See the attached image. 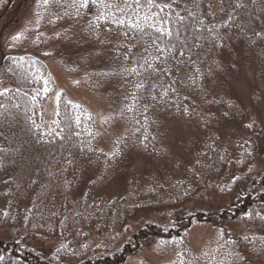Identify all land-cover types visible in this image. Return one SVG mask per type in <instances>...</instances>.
Returning <instances> with one entry per match:
<instances>
[{
	"label": "rangeland",
	"instance_id": "rangeland-1",
	"mask_svg": "<svg viewBox=\"0 0 264 264\" xmlns=\"http://www.w3.org/2000/svg\"><path fill=\"white\" fill-rule=\"evenodd\" d=\"M73 2L74 0H59L55 6L50 2V5L45 7L42 0H0V60L13 56L37 65V74L31 80L29 88L37 89L33 94L39 99L40 127H44L43 122L51 125L63 107L69 106V109L83 111L96 123L99 149L111 156L119 151L121 142L123 145L131 138L124 114L119 115V110L122 109L121 96L126 93L124 87L126 79L120 76L104 78L99 73L122 71V67L118 66L135 65V54L143 51L139 45L147 46V41L140 39L139 36L129 35L125 42L107 37L102 39L105 43L101 44L96 39L93 41L89 37L85 38L86 33L82 30L88 29L90 24L96 22L98 16L103 17L105 14L118 18L125 15H148L158 18L159 15L167 14L169 21L173 22L172 27L175 28L179 15H184L185 23L188 22L185 9H192L194 4L193 0H153L159 7L169 6L164 7V12H159L157 8L150 10L143 7L145 0H141L140 5H135L134 0H104L103 3L90 4L88 8L80 9L82 15L77 18ZM207 3L208 0L203 7L200 4L201 13L205 11ZM235 3H241L243 7L235 8L233 7ZM125 4L129 7L125 8ZM57 14L62 18H57ZM229 16L232 18L231 21L228 19ZM75 18L82 21H76ZM49 20H53L54 23H49ZM208 21L215 24L226 36L224 46L215 50H211V44L202 41L211 51L210 56L201 55L203 60L205 59L203 64L208 68L211 64L218 66L213 71L211 94L197 103L200 107L191 118L186 115L174 116L164 109L162 103L154 110L153 115L157 118L160 131H163L159 142L161 145L170 146L175 152L180 150L181 155L187 157V152L183 151L184 145L176 135L178 130H183L185 140L191 141L187 145L191 148V159L195 160L202 152L207 151L208 159L199 173L200 177L207 178L204 181H193L191 186L185 188L187 202L175 213L182 217H189L195 213L205 217L220 214L227 211L231 205L242 203L240 198L243 196L256 199L264 193L263 189L257 188L255 184L256 180L264 178V167L256 164L249 171V166L244 162L246 159L244 150L240 147L244 141H248L245 147L252 152V157L248 159L264 162V123L260 122L264 117V0H224L223 5L220 4V0H216V10L206 18L205 22ZM225 24L227 27L224 29ZM55 32L71 36V42L49 39ZM254 32L261 35H253ZM17 35L21 36V39L13 41L12 37ZM184 35L181 29L179 38L174 37L178 46L183 42ZM187 35L191 41V34ZM125 48H131L132 52H127ZM194 51L201 52L200 49ZM45 52L49 55H45ZM81 54L87 58V62L77 67ZM184 58H188L187 53ZM147 59L151 61L152 57L148 56ZM152 68H155V63L152 64ZM148 70H150L148 73L152 72V69ZM157 75L159 73L151 75L154 79L153 84ZM165 80L171 82L175 79L173 76H160L158 82ZM164 85L165 88L168 87V84ZM45 87L47 92L44 91ZM173 88L176 90L168 91V99L182 96L181 86L173 85ZM164 97L161 95L159 99ZM170 102L175 106L178 104L176 98ZM228 104L234 107L229 109ZM113 113L117 114V119L102 124L103 118ZM202 117L210 121L209 135L214 134L223 138L224 143L221 147H216L215 151L208 150L207 144L202 140L201 134L204 131ZM253 120L256 122L255 127L246 128L245 125ZM226 125L229 127H225ZM225 148L228 161L219 158L225 155ZM215 152L218 156L213 158L212 154ZM237 157L240 158L238 163L233 160ZM164 162L166 160L147 161V158L139 157L136 158L135 164L126 165L125 162L123 167L129 168L133 179L143 176L144 173L155 175L148 169L151 168L150 164L163 166ZM223 165L226 166L225 169ZM104 178V189H115L114 194H117L120 187L125 184L123 180H119L116 173L106 175ZM179 185L181 186L182 182ZM161 193L167 195L166 189ZM2 206L0 204V209ZM169 213L171 212L167 214L155 209L146 215H139L129 221L130 233L146 226L169 229L171 227L169 217H172ZM212 221L217 226L227 228L225 232L229 234L228 239L239 241L238 249L242 254L239 256V264H264V206L259 203L250 206V210L239 215L236 221L230 224L216 217ZM218 231L219 229L214 230L207 224L200 226L193 224L188 232L187 247L197 258L196 264H206L201 258L206 256L209 249L207 246L212 239H217ZM12 235L11 229L0 230V241L8 240ZM30 238L31 243L38 248L50 244L34 235ZM154 250V245H149L138 254L129 256L124 264H141L142 260L162 264L164 259ZM0 257H3L0 264H19L6 252H0Z\"/></svg>",
	"mask_w": 264,
	"mask_h": 264
},
{
	"label": "trees",
	"instance_id": "trees-1",
	"mask_svg": "<svg viewBox=\"0 0 264 264\" xmlns=\"http://www.w3.org/2000/svg\"><path fill=\"white\" fill-rule=\"evenodd\" d=\"M200 1L203 7L206 0ZM80 15L82 13L79 12ZM151 17L125 15L118 18L105 14L92 25L96 26L95 33L100 40L113 37L112 40L123 42L127 37L123 33L127 31L128 36L140 38L143 35L147 41L148 35L153 34V27L157 26V20ZM133 21L140 25L143 33L130 27ZM89 38L94 41L95 36ZM201 59L205 61L202 56ZM200 63L198 61L194 65L200 67L202 73L196 86L180 84L182 96L174 99L164 95L165 85L160 87L163 81L160 83L155 78V84L152 83L154 79L149 75L148 68H142L138 74L126 78V93L121 96V108L124 109L131 138L123 145L121 142L116 154L108 156L98 147L96 123L83 111L63 107L51 125L43 122L44 127H40L39 99L34 95L37 89L29 88L37 74V65L13 56L0 60V91L9 90L5 96H0V149H3L0 157L5 161L4 169L0 170V204L3 205L0 209V230L13 231L8 240L0 241V252H6L19 264H124L129 256L154 245L156 254L164 259L162 264H196L197 258L187 247L188 232L193 224H207L219 231L216 232L217 239L208 244L209 249L201 258L202 262L239 264V256L242 255L238 249L239 241L228 239L227 228L217 226L212 219L216 217L230 224L250 210V206L257 203L264 206V193L256 199L243 196L240 198L242 203L208 217L200 213L189 217L175 214L187 202L185 188L193 181H204L207 177H200L201 171L194 174L193 165L187 168L179 166L175 155L163 154L175 151L159 143L163 131H160L157 118L153 116L161 103L174 116H184L183 109L194 114L200 107L197 103L211 94L214 75L212 72L205 81L203 73L209 68L204 62ZM178 76L182 78L183 73ZM140 82L144 87L137 89L135 84ZM133 92L136 93L135 99L131 95ZM160 94L165 97L159 99ZM175 98L177 106L170 102ZM81 148L90 150L82 152ZM212 155L214 158L218 153ZM139 157L147 158V161L166 160L163 166L152 163L148 168L157 175V179L147 173L131 178L129 168L123 167V164L133 165ZM57 160L62 171L61 179L56 183L67 182L62 189L48 184L51 178L49 168L55 171ZM69 160L73 163L69 164ZM21 171L25 173L24 187L6 183L18 177ZM111 173H116L119 180L125 182L117 194H114L115 189L105 190L103 187L104 176ZM30 176L38 178L39 183L28 185ZM255 184L264 191V178L256 180ZM164 189L167 195L161 193ZM155 209L167 214L171 212L169 229L146 226L130 233V220ZM31 235L50 244L38 248L31 243ZM62 245L64 249L57 252ZM140 262L152 264L148 260Z\"/></svg>",
	"mask_w": 264,
	"mask_h": 264
},
{
	"label": "snow or ice",
	"instance_id": "snow-or-ice-1",
	"mask_svg": "<svg viewBox=\"0 0 264 264\" xmlns=\"http://www.w3.org/2000/svg\"><path fill=\"white\" fill-rule=\"evenodd\" d=\"M50 2L52 6H55L59 0H42V4L47 7L50 5ZM103 3L104 0H79L77 3L76 0L73 2V6L76 8V17H79V10L82 8H88L90 4H96V3ZM224 0H220V4L223 5ZM135 5H140L141 0H134ZM194 7L192 9H185L186 15H187V23H185V16L179 15L176 23V27H172L171 21H169V17L167 14L165 15H159L157 17H151L153 19L157 20V26L153 27V34L148 35L147 40V46L145 44H140L139 47L143 48L142 52H138L135 54V67H122V71H116L113 70L111 72H101L99 73L100 76L104 78H108L110 76H120L122 78H127L130 76H133L134 74H138L140 69L142 68H150L152 69V72L149 73L151 76L153 73H159L155 78L157 81H159L160 76H177L178 78L175 80H172L171 82H168L167 80L164 81V83L168 84L167 88H164V83L160 84L161 88H164V95L168 94L169 90L175 91L176 89L173 88V85H180L184 84L185 87L196 86V81L201 76V68L200 67H194L196 63L199 61L203 63L201 59L202 53L204 55H211V51L208 50L205 47V43L211 44V50H215L217 47H223L224 41L226 39V36L222 34L215 24H212L211 21H208L206 23V18L208 16H211L215 10H216V0H208L207 7L203 13H201V5L198 2V0H193ZM143 7H147L150 10L157 8L159 12H164V7H169L168 5H165L164 7H159L156 3L153 2V0H145V3L142 5ZM129 7L127 4H125V8ZM235 8L243 7V4L241 3H235L233 5ZM135 11V9H133ZM123 11V10H122ZM67 15V13H65ZM101 16L103 13L100 14ZM57 18H62L57 14ZM97 19H100V16L97 17ZM229 21H231V16H229ZM168 21L166 24L165 22ZM49 23H54L53 20H49ZM121 24L124 23V21H120ZM130 27H134L137 31H140L143 33V30L140 28V25L135 23L133 21V24L130 25ZM223 27H227V24L223 25ZM96 26L95 25H89L88 29H83L82 31L86 33L85 38L95 36V39L103 44L104 41L100 40V37L96 35L95 33ZM181 29L185 33L183 37V42L179 43L177 40H174L175 38H179L181 35ZM188 33L191 34V41L188 39ZM124 36H128V32L123 33ZM253 35L259 36L261 35L258 32H254ZM21 39V36H13V41H19ZM49 39H56V40H68L71 42V36L67 34H61L58 32L54 33V36H50ZM140 39H143V35L140 37ZM205 42V43H202ZM163 45V47L161 46ZM123 46V45H122ZM149 48H151V51H149ZM195 49H201V52H195ZM125 50L129 53L132 52L131 48H125ZM102 51V50H101ZM167 53V55H166ZM187 53V59H184L185 55ZM45 55H49V53L45 52ZM193 55H195V60L193 59ZM148 56L152 57V60L150 61L147 59ZM141 61H143V64H141ZM87 58L84 57L82 54L79 56L77 67L81 63H86ZM155 63V68H152V64ZM218 68L217 65L211 64L209 65V71L206 73H203L205 81L209 78L211 73L215 71ZM75 71V69H73ZM179 73H183V77L180 78L178 76ZM126 74V76H125ZM187 81V83H185ZM78 83V81H77ZM135 87L137 89L143 88L144 84L142 82L135 84ZM8 89H5L4 91H0V96H5L8 93ZM45 92H47V88L44 89ZM133 98L135 99L136 93L133 92L131 94ZM227 103V102H225ZM18 107V106H17ZM227 107L229 109H232L234 106L231 104H228ZM129 111L131 109H128ZM124 109L119 110V115H123ZM183 115H187L189 118H191L192 113L188 111V109L182 110ZM117 119V114H109L108 116H105L102 120V124H107L109 121ZM261 123H264V117L260 119ZM202 126L204 131L202 132V140L205 144H207L208 150L215 151L216 147H221L224 143L223 138L220 136H216L214 134L209 135V127H210V121L206 117H202L201 120ZM255 121H249L245 127L246 128H254L255 127ZM33 126L35 127V121H33ZM43 135V134H41ZM178 139L180 142L184 145L183 151L187 152V157L181 155V151L178 150L175 153H170L166 151L163 153L165 156L172 154L177 157V160L175 161L179 166L187 168L189 165L194 166V174L195 172L201 171L204 163L207 161V151L202 152L201 156H198L195 160L191 159V148H189L187 145L191 141L185 140V134L183 130H178L176 133ZM147 139V138H146ZM208 141H211V143H208ZM248 143V141H244L243 144L240 145L241 148L244 150L245 154V164L249 166V171L253 169V166L256 164H259L261 167H264V162L255 161L254 159H248L252 157V152L248 150L245 145ZM215 146V147H214ZM90 149H84L81 148L80 151H89ZM0 152H3V149H0ZM225 155L219 156L220 159L226 160L227 157V149H224ZM237 162H240V158H236ZM56 169L53 171L51 168H49L50 172V179L48 180V184L52 187H57L59 189L64 188L66 181L64 183H56L59 182L60 172L62 171L60 167V161L57 160L56 162ZM69 164L73 163L72 160L68 161ZM199 167H196V166ZM5 167V161L2 157H0V170L4 169ZM24 179H25V173L23 171L20 172L18 177L13 178L10 181H6L8 184L15 183L18 188L24 187ZM39 183L38 178L34 177H28V185H37ZM40 199V197H38ZM62 249H64V246L62 245L61 248L57 249V252H60ZM0 259H3V257H0Z\"/></svg>",
	"mask_w": 264,
	"mask_h": 264
}]
</instances>
